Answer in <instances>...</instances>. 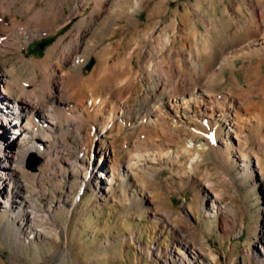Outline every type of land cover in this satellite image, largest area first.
Segmentation results:
<instances>
[{"label":"rangeland","instance_id":"rangeland-1","mask_svg":"<svg viewBox=\"0 0 264 264\" xmlns=\"http://www.w3.org/2000/svg\"><path fill=\"white\" fill-rule=\"evenodd\" d=\"M236 3L247 11L235 9ZM144 4L136 12L139 26L131 30V48L143 38L151 66L164 71L172 61L187 69V47L196 33L211 52L202 51V63L216 53L237 56L208 91L219 98L239 97L242 110L235 117L236 109L220 104L211 119H190L185 127L164 119L140 130L114 117L102 137L90 140L85 132L97 131L91 122L83 124L80 138L75 133L62 139L59 134L28 137L27 143L48 147L50 164L44 166L42 159L32 172L26 166L30 154L20 169L8 164L15 177L0 188V264H180L183 249L195 254V260L187 257L190 262L200 264H264V53L251 55L253 44L246 40L248 14L261 21L264 0ZM68 28L29 40L23 54L42 60ZM115 31L83 65L85 75L107 44L112 43L108 64L121 59L124 49L116 42L125 31ZM14 57L13 50L0 53V63ZM133 64L141 73L136 58ZM57 84L51 83L53 97ZM5 118L13 121V116ZM231 123L237 125V139ZM8 128L0 125V135L13 145L18 134H9ZM59 130L65 126L59 124L54 132Z\"/></svg>","mask_w":264,"mask_h":264},{"label":"bare ground","instance_id":"bare-ground-1","mask_svg":"<svg viewBox=\"0 0 264 264\" xmlns=\"http://www.w3.org/2000/svg\"><path fill=\"white\" fill-rule=\"evenodd\" d=\"M89 1L0 0V53L11 50L15 53L12 62L0 63V125H7L9 134H18L13 145L8 143L9 137L0 135V188L9 186L15 177V171L8 170L10 163L20 169L27 156L34 153L41 159L39 165L42 159L44 166L50 164L52 152L48 147L34 141L27 143L28 137L35 133L45 138L59 134L62 139L63 135L71 133L79 137L83 124L91 122L97 131L89 129L85 132L90 140L102 137L114 117L122 124H129L133 130H140L164 119L176 127H185L190 119H211L213 107L217 109L220 104L236 109L235 117L242 110L239 97L219 98L208 91L214 79L222 80L226 67L234 66L237 56L223 57L221 53H214L209 62L202 63V51L211 52L206 41L195 33L187 47V69L170 61L172 66H164L166 71H163L158 66H151L152 55L143 38L131 48L129 36L131 30L136 31L139 26L136 12L144 8V0H91L92 7ZM254 6L251 4L253 10ZM237 8L247 11L240 3H236ZM23 17H27L25 21L21 19ZM248 18L251 25L246 31L249 34L246 40L251 39L253 44L248 51L259 56L264 53V16L261 21L252 14H248ZM67 28L66 35L48 49L42 60L28 59L23 54L22 48L29 40L41 35H57ZM116 29L125 31L116 42L124 49L121 59L116 64H108L110 53L107 52L112 43L107 44L101 54L95 55L98 63L85 75L83 65L94 58V50L114 35ZM134 58L141 73L135 70ZM39 75H42L41 80L37 79ZM53 81L58 82L57 97L52 96ZM29 84H32L31 89H28ZM188 85L189 89L186 88ZM5 116H13V121H6ZM59 124L64 125L65 130L55 133ZM230 125L234 129L233 138L237 139V125ZM63 147L70 149L66 144ZM100 152L102 156L107 155ZM75 157L82 155L77 152ZM115 171L110 169V177ZM174 251L178 254L179 247L174 246ZM183 251L184 257L178 259L180 264H200L189 261L188 258L196 259L194 253L190 256L188 249ZM171 259L177 260L174 256Z\"/></svg>","mask_w":264,"mask_h":264},{"label":"water","instance_id":"water-1","mask_svg":"<svg viewBox=\"0 0 264 264\" xmlns=\"http://www.w3.org/2000/svg\"><path fill=\"white\" fill-rule=\"evenodd\" d=\"M89 67L90 64L88 65V68ZM40 160L41 159L38 156H36L34 153H31L26 163L27 168L33 171L36 170L40 164Z\"/></svg>","mask_w":264,"mask_h":264}]
</instances>
